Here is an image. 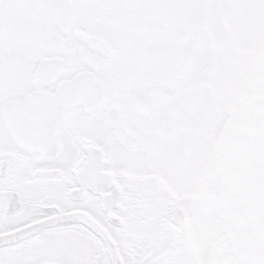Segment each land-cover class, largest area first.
<instances>
[{"label": "snow or ice", "instance_id": "snow-or-ice-1", "mask_svg": "<svg viewBox=\"0 0 264 264\" xmlns=\"http://www.w3.org/2000/svg\"><path fill=\"white\" fill-rule=\"evenodd\" d=\"M0 264H264V0H0Z\"/></svg>", "mask_w": 264, "mask_h": 264}]
</instances>
